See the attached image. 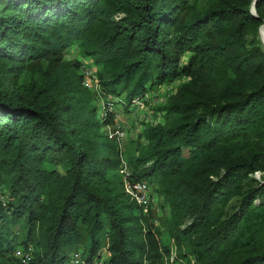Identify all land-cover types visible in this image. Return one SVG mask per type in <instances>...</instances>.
<instances>
[{
	"label": "trees",
	"instance_id": "obj_1",
	"mask_svg": "<svg viewBox=\"0 0 264 264\" xmlns=\"http://www.w3.org/2000/svg\"><path fill=\"white\" fill-rule=\"evenodd\" d=\"M262 26L264 0H0V264H24L17 246L69 264L81 245L82 264H166L134 181L163 196L179 259L264 264ZM73 49L127 102L181 80L128 173Z\"/></svg>",
	"mask_w": 264,
	"mask_h": 264
},
{
	"label": "rangeland",
	"instance_id": "obj_2",
	"mask_svg": "<svg viewBox=\"0 0 264 264\" xmlns=\"http://www.w3.org/2000/svg\"><path fill=\"white\" fill-rule=\"evenodd\" d=\"M191 3L205 7L213 0H189ZM264 28V27H262ZM260 40L264 49V31L260 29ZM68 60H78L81 62V74L84 66L91 65L88 59L84 58L76 50H71L70 53L65 55ZM186 60L185 58L183 59ZM92 66V65H91ZM181 80H174L168 83H164L155 89H148L144 94L137 98L127 102L124 95L112 96L105 94L102 89L94 84L89 90L93 97V103L97 108V111L101 117V114L105 112V109L115 113V124L109 127V135L114 137L118 143L119 148L123 154V172H130L127 165L129 160L138 154V148L145 144L144 129L147 125H154L157 123H163L165 121V115L160 108L166 103L170 95L175 91L176 85ZM114 101V106L108 108L105 104L109 101ZM128 166V167H127ZM256 177H260V173L254 174ZM146 187L150 188V202L148 207L143 208L144 212L151 211L155 225L160 229L161 242L163 245L169 247L170 256L166 260V264H192L191 261L179 259L175 246L171 243L169 236L166 233L165 226L169 216V207L165 203L163 196L156 190L153 184H149L143 181ZM77 248H72L68 253L70 260L74 251ZM78 249L83 250V246H79ZM23 249L17 246L13 250V255L19 259ZM101 256H105L101 251Z\"/></svg>",
	"mask_w": 264,
	"mask_h": 264
},
{
	"label": "built area",
	"instance_id": "obj_3",
	"mask_svg": "<svg viewBox=\"0 0 264 264\" xmlns=\"http://www.w3.org/2000/svg\"><path fill=\"white\" fill-rule=\"evenodd\" d=\"M94 84L98 85L96 71L93 66L86 65L82 70V85L90 89ZM114 103V101L109 100L105 105L111 108L114 106ZM124 189L129 194L132 201L136 202L142 208L148 207L150 202V188L146 187L143 181L125 182ZM31 258L32 247L29 246L26 250H23L19 259L24 264H30ZM69 264H82L81 250H77L73 253Z\"/></svg>",
	"mask_w": 264,
	"mask_h": 264
},
{
	"label": "bare ground",
	"instance_id": "obj_4",
	"mask_svg": "<svg viewBox=\"0 0 264 264\" xmlns=\"http://www.w3.org/2000/svg\"><path fill=\"white\" fill-rule=\"evenodd\" d=\"M261 29H263V31H264V28H261Z\"/></svg>",
	"mask_w": 264,
	"mask_h": 264
},
{
	"label": "water",
	"instance_id": "obj_5",
	"mask_svg": "<svg viewBox=\"0 0 264 264\" xmlns=\"http://www.w3.org/2000/svg\"><path fill=\"white\" fill-rule=\"evenodd\" d=\"M262 27H264V26H262ZM262 27H261V28H262ZM261 28H260V29H261ZM259 31H260V30H259Z\"/></svg>",
	"mask_w": 264,
	"mask_h": 264
}]
</instances>
